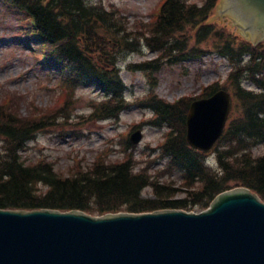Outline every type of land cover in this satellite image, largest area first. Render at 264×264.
Instances as JSON below:
<instances>
[{
  "label": "trees",
  "instance_id": "16d2710c",
  "mask_svg": "<svg viewBox=\"0 0 264 264\" xmlns=\"http://www.w3.org/2000/svg\"><path fill=\"white\" fill-rule=\"evenodd\" d=\"M4 1L33 22L34 35L42 40L46 50L43 60L55 59L61 65L59 69L66 71L67 79L74 82V88L95 85L106 97H113L115 101L120 98L123 85L115 68L117 59L109 53L118 52L128 38L125 29L115 25L116 15L107 13L91 0ZM217 1L206 0L197 7L183 0H165L151 30V40L162 41L156 48H175L184 60L200 56L194 50L188 52L177 39H171L170 44L168 40L176 33L191 27L198 38L204 37L202 41L218 39L222 42L215 46L218 54L231 66L224 85H229L239 112L231 114L219 140L225 145L216 155V173L205 167L200 153L186 144L185 116L189 103L179 101L171 105L152 99L148 106L156 114V124L172 129L162 147L169 166L175 167L180 181L192 189L193 204L202 203L205 207L235 185L247 188L264 201V155L250 152L252 146L264 145V43L255 46L237 34L231 36L213 29L211 24L203 25ZM107 55L113 60L107 61ZM243 83L252 88L245 89ZM218 88L216 84L211 85L202 97L213 94ZM103 111L112 117L119 109L111 106L104 107ZM25 127L0 122V132L8 138L7 153L0 161V209L79 210L101 215L185 209L187 206L182 201L171 200L169 189L152 184L142 173H134L129 162L99 165L89 173L70 178L56 175L48 164L26 165L16 156L17 148H21L32 132L29 126ZM151 185H154L157 200L142 198V190ZM38 186L45 190L39 192ZM161 189L166 193L162 194Z\"/></svg>",
  "mask_w": 264,
  "mask_h": 264
},
{
  "label": "rangeland",
  "instance_id": "374dc122",
  "mask_svg": "<svg viewBox=\"0 0 264 264\" xmlns=\"http://www.w3.org/2000/svg\"><path fill=\"white\" fill-rule=\"evenodd\" d=\"M91 1L117 16L115 25L125 29L128 38L127 43L119 46V53H109L118 59L124 91L120 104L112 105L120 111L106 119V113L99 112L105 100L102 92L94 86L63 90L61 76L38 62L41 45L28 36L23 15L0 0V122H10L22 129L29 126L32 131L21 149L17 148V158L26 165L48 164L56 175L64 178L89 173L99 165L129 162L134 172H142L152 184L169 189L171 200L184 202L187 205L184 211L201 212L205 206L193 204L192 189L180 182L178 170L169 166L161 149L169 127L155 125V114L147 105L151 98L167 104L179 101L190 104L201 99L214 84L231 92L229 85H224L231 66L215 47L222 42L210 38L202 41L204 37L198 38L196 30L186 27L168 40L177 39L188 52L194 50L200 56L184 60L175 48H156L162 41L151 40V30L164 0ZM183 1L200 7L206 0ZM220 1L209 17L219 12ZM219 21L216 17L203 25L211 24L224 34L242 38L230 19L223 18L230 29ZM106 57L107 61L113 60L109 55ZM242 85L245 89L252 88L247 83ZM233 103L232 99V115H236L239 110L237 103ZM136 130L141 131V140L131 145L128 138ZM224 145L219 141L214 147L218 151L212 149L206 157L216 163L215 157ZM7 146L8 138L0 132V159L5 157ZM250 152L262 156L264 145L252 146ZM38 188L39 192L45 190ZM161 190L160 193H166ZM142 197L158 198L152 185L144 189Z\"/></svg>",
  "mask_w": 264,
  "mask_h": 264
},
{
  "label": "water",
  "instance_id": "95a60500",
  "mask_svg": "<svg viewBox=\"0 0 264 264\" xmlns=\"http://www.w3.org/2000/svg\"><path fill=\"white\" fill-rule=\"evenodd\" d=\"M224 14L248 41H264V0H221L207 21L219 17L226 26ZM229 110L230 96L222 90L191 103L187 144L208 151ZM140 139L137 132L131 142ZM0 264H264V202L235 188L199 214L91 217L79 211L0 210Z\"/></svg>",
  "mask_w": 264,
  "mask_h": 264
}]
</instances>
